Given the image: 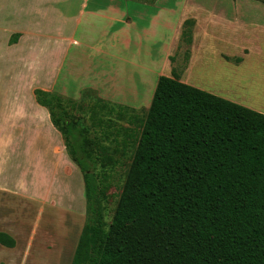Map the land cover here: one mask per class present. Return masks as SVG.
I'll use <instances>...</instances> for the list:
<instances>
[{
    "label": "rangeland",
    "instance_id": "1",
    "mask_svg": "<svg viewBox=\"0 0 264 264\" xmlns=\"http://www.w3.org/2000/svg\"><path fill=\"white\" fill-rule=\"evenodd\" d=\"M160 1L123 0V5L135 11L147 4L152 10ZM175 1L149 30L157 29L156 34L133 39L131 45H110L104 32L114 22L107 19L98 28L79 27L78 42L71 43L56 84L54 93L62 97L68 115L97 144L98 172H106L109 182L108 223L161 75L175 72L187 84L264 113V0H186L181 7ZM13 9L0 4L1 27L14 20ZM150 18L139 21V31L147 29ZM8 56L0 48V68ZM237 57L243 60L237 63ZM9 82L0 73V88ZM84 83L92 86L81 88ZM24 167L26 195L0 198V230L16 239L13 248L0 244V264H71L87 222L83 173L63 136L51 149L45 139L33 155L27 149L26 163L15 175H23Z\"/></svg>",
    "mask_w": 264,
    "mask_h": 264
},
{
    "label": "trees",
    "instance_id": "2",
    "mask_svg": "<svg viewBox=\"0 0 264 264\" xmlns=\"http://www.w3.org/2000/svg\"><path fill=\"white\" fill-rule=\"evenodd\" d=\"M35 95L83 173L87 222L71 264H264V113L161 75L108 223L95 140L59 94ZM0 244L16 239L0 231Z\"/></svg>",
    "mask_w": 264,
    "mask_h": 264
},
{
    "label": "crops",
    "instance_id": "3",
    "mask_svg": "<svg viewBox=\"0 0 264 264\" xmlns=\"http://www.w3.org/2000/svg\"><path fill=\"white\" fill-rule=\"evenodd\" d=\"M141 1L151 4L155 0ZM170 1L161 0V6L152 10L141 4L142 8L135 11L123 5V0L1 1L0 4L15 8L11 24L3 25L4 29L0 26V48L9 54L0 73L10 81L0 88V198L26 195V167L21 176H16L15 171L25 165L27 149L33 155L38 141L45 139L51 149L56 140L62 139L49 110L37 101L35 89L56 91L71 43L78 42L74 39L78 28H92L94 24L98 28L107 19L114 22L112 29L104 32L112 40L110 45H131L133 39L142 40L157 33V29L149 30L157 27L161 15L171 8ZM177 1L175 4L181 7L186 0ZM148 14L150 25L139 31V21ZM14 34L19 35L18 40L10 44ZM180 80L183 81L182 77ZM84 86L92 85L84 83L81 88Z\"/></svg>",
    "mask_w": 264,
    "mask_h": 264
}]
</instances>
